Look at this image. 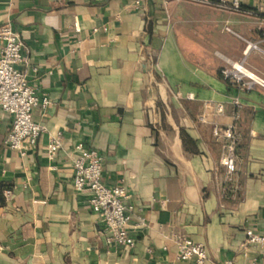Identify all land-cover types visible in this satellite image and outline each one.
Instances as JSON below:
<instances>
[{
    "label": "crops",
    "instance_id": "0c3cea01",
    "mask_svg": "<svg viewBox=\"0 0 264 264\" xmlns=\"http://www.w3.org/2000/svg\"><path fill=\"white\" fill-rule=\"evenodd\" d=\"M239 1L234 10L187 0H0V26L22 34L21 69L53 102L33 110L47 130L25 152L7 147L12 118L0 110V264H195L178 258L183 239L204 245L209 264L260 259L246 230L264 232V86L248 91L222 70L242 64L264 80V0ZM216 122L237 127L232 180ZM57 132L64 147L50 160ZM78 143L103 157L107 186L132 194L133 224L146 222L132 230L133 248L108 244L91 193L75 190Z\"/></svg>",
    "mask_w": 264,
    "mask_h": 264
},
{
    "label": "built area",
    "instance_id": "2783aa9c",
    "mask_svg": "<svg viewBox=\"0 0 264 264\" xmlns=\"http://www.w3.org/2000/svg\"><path fill=\"white\" fill-rule=\"evenodd\" d=\"M202 5H217L227 9H239L240 1L232 0H187ZM227 31L232 30L227 28ZM258 48L250 44L248 48ZM25 44L21 32L11 23L0 26V110L12 118V128L8 134L6 145L12 150L25 152L28 146H34L46 126L33 119V110L41 108L47 112L53 105L51 98L38 92L31 84L28 74L22 69ZM222 70L225 79L250 91L256 84L264 86V80L257 79L248 72L242 64H233ZM207 109H214L217 114H224L222 104L206 103ZM204 121V116L200 118ZM213 135L223 143L221 165L225 169L228 180H232L237 172V127L234 124L227 127L216 122ZM64 147V137L61 132L52 133L47 146L50 160H55ZM74 178L73 185L77 192L89 191L92 211L105 226L106 241L125 248H133L136 244L132 230L142 228L146 222L139 218L133 224L134 205L132 194L125 186L109 187L104 183L103 157L84 143H78L74 148ZM246 244L255 246L260 253V259L252 264H264V232L246 230ZM178 258L182 261H194L195 264H209L210 255L207 248L189 239L178 241ZM227 264H233L228 262Z\"/></svg>",
    "mask_w": 264,
    "mask_h": 264
},
{
    "label": "trees",
    "instance_id": "16d2710c",
    "mask_svg": "<svg viewBox=\"0 0 264 264\" xmlns=\"http://www.w3.org/2000/svg\"><path fill=\"white\" fill-rule=\"evenodd\" d=\"M222 77L224 78V76H223V74H222ZM225 79V78H224ZM226 81H229V80H227V79H225ZM230 82V81H229Z\"/></svg>",
    "mask_w": 264,
    "mask_h": 264
},
{
    "label": "bare ground",
    "instance_id": "6f19581e",
    "mask_svg": "<svg viewBox=\"0 0 264 264\" xmlns=\"http://www.w3.org/2000/svg\"><path fill=\"white\" fill-rule=\"evenodd\" d=\"M246 73L250 74L249 72H246Z\"/></svg>",
    "mask_w": 264,
    "mask_h": 264
}]
</instances>
